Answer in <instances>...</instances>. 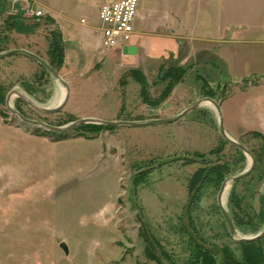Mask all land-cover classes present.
Here are the masks:
<instances>
[{
    "label": "rangeland",
    "instance_id": "rangeland-1",
    "mask_svg": "<svg viewBox=\"0 0 264 264\" xmlns=\"http://www.w3.org/2000/svg\"><path fill=\"white\" fill-rule=\"evenodd\" d=\"M168 1L140 0L135 53L123 55L100 47L97 16L106 0H18L12 14L0 0L1 53L24 50L49 64L58 45L62 58L54 66L69 86L55 114L19 98L11 109L62 127L83 119H169L214 100L227 136L255 160L225 196L235 236L217 196L251 161L222 138L214 107L202 103L168 125H83L58 136L10 113L12 92L41 108L56 107L62 92L39 65L16 55L0 60V264H264V238L239 242L264 230V26L235 28L264 0H216L217 27L215 0H206L205 15L196 13L205 41L180 30L185 23ZM26 6L44 17L25 19ZM186 6L192 15L193 5ZM168 70L174 76L164 77Z\"/></svg>",
    "mask_w": 264,
    "mask_h": 264
},
{
    "label": "water",
    "instance_id": "water-1",
    "mask_svg": "<svg viewBox=\"0 0 264 264\" xmlns=\"http://www.w3.org/2000/svg\"><path fill=\"white\" fill-rule=\"evenodd\" d=\"M129 52L133 53V49H130ZM16 55H20V56L26 57V58L34 61L43 70H45L52 78H54L56 81H58L61 84V86L65 89V92H66L63 101L54 108H41V107L33 104L28 99H25L21 96L19 97V99H21L31 109H33L34 111H36L40 114H43V115H51V114H55V113L59 112L65 106L67 99L69 97V86L67 85V83L65 81H63V79H61V77L58 75V73L49 64H47L45 61H43L37 55L30 53L28 51L16 49V50H10V51L4 52V53H0V60H3L5 58H9L12 56H16ZM12 93L19 94L18 92H12ZM11 94L9 95V97H7L6 105H7L8 109L12 115H15L16 117H18L24 124H28L34 128L41 129L43 131L51 132L54 134L66 133L68 131L79 128L83 125H99V126H104V127H127V128H145V127H150V126L168 125V124L174 123L178 120H181L182 118L187 116L189 113H191L192 111L199 108L203 102L211 103V105L214 107V109L218 115L219 132H220V135L222 136V138L228 144L232 145L233 147H235L236 149L241 151L243 154L248 156L250 158V161H251L249 168L246 169L243 173L223 182V184L219 190L218 196H217V205H218V208H219V210H220V212H221V214H222V216H223V218H224V220L228 226L229 233H230L231 237L235 236V230H234L233 224H232L227 212L225 211V209L222 205V197H223V194H224V191H225V188L227 185L229 186V188H231L234 185H236L238 182H240L241 180L248 177L252 173L254 166H255V160H254L253 156L247 151V149L245 147H243L242 145L233 141L231 138H229L227 136V134L224 130V126H223V119L221 116L220 106L214 100L209 99V98L201 100V101L197 102L196 104H194L193 106L189 107L188 109L184 110L180 114L176 115L175 117H172L169 119L150 120L147 122H127V121L107 122V121H101V120H95V119H83V120H79V121L74 122V123H70L69 125H66V126L54 127V126H50V125H46V124H42V123H38L35 121L28 120L25 117H23L21 114L17 113L13 109H11L8 106V102H9V98H10ZM142 227H143V224H142ZM143 232L145 235L144 228H143ZM262 238H264V230L252 238L240 239L239 242L253 243V242H257V241L261 240ZM60 248L64 251V253H67V248H66L65 244L61 243Z\"/></svg>",
    "mask_w": 264,
    "mask_h": 264
},
{
    "label": "built area",
    "instance_id": "built-area-1",
    "mask_svg": "<svg viewBox=\"0 0 264 264\" xmlns=\"http://www.w3.org/2000/svg\"><path fill=\"white\" fill-rule=\"evenodd\" d=\"M18 0H7L10 13L16 12L14 7ZM140 0H115L104 3L98 11L100 47L103 51H121L133 41L135 24L138 17ZM27 20H38L44 12L31 6L20 10Z\"/></svg>",
    "mask_w": 264,
    "mask_h": 264
},
{
    "label": "crops",
    "instance_id": "crops-1",
    "mask_svg": "<svg viewBox=\"0 0 264 264\" xmlns=\"http://www.w3.org/2000/svg\"><path fill=\"white\" fill-rule=\"evenodd\" d=\"M110 1L111 0H106V2H110ZM181 2H182V4H179V5H180V7L183 6L182 9L174 10L173 9V5L175 4L174 0L168 1L169 6L172 7V12L177 13V14L179 13V15L182 16V22L185 23L184 26H186V27H183V25H182L180 30H183L184 28L186 30L188 29L191 32L190 35L193 39L205 41V37H206L205 31L203 30V35H200L199 32L197 34V32H196L200 29V19L199 18L197 19L196 13L198 15H200V12H202L205 15V13L207 12L206 0H184ZM216 2L217 1L215 0V3H214L215 7L213 8V10H214L213 14L215 15V21L217 20V3ZM195 3H196V6L194 7ZM187 4L193 5L191 7H194V10H192L193 11L192 15H191V12H188L189 10L187 9V6H186ZM262 7L263 6L260 5V2L256 3V5L253 7V9L251 8V10H252L251 14L244 19L243 23H245V25H240V26H236V27L231 25L230 28L241 27L243 29H248L250 31H259L261 26H264V17H262V15H261L264 12V8H262ZM215 24L217 27V21L215 22ZM230 28H229V30H230ZM203 29H205V19L203 20ZM177 31L178 30L174 29V28L170 29V32L174 35L177 34ZM210 31L213 32L214 37L217 38V28H214L213 30L211 29ZM134 39H135V37H134ZM134 39L131 42V44H129L127 47H125L123 50L120 51L123 55H133L135 53ZM183 39H185V38L183 37ZM223 42L230 43L231 41L227 40V41H223ZM130 49H133V53L129 52ZM234 54H235V52L231 53V56H233ZM233 58H234V56H233ZM250 73H251V75H261L260 72H256V71H252Z\"/></svg>",
    "mask_w": 264,
    "mask_h": 264
},
{
    "label": "trees",
    "instance_id": "trees-1",
    "mask_svg": "<svg viewBox=\"0 0 264 264\" xmlns=\"http://www.w3.org/2000/svg\"><path fill=\"white\" fill-rule=\"evenodd\" d=\"M2 51H4V49L3 48H1L0 47V53L2 52ZM51 53H53L52 54V57H53V55L55 54V59H53L52 58V61H50L49 62V65L56 71V69H55V66L54 65H56L57 63H59L60 62V60H61V56H62V50L58 47V45H55V44H53V46H52V48H51ZM45 71V70H44ZM46 72V71H45ZM172 72V70H168V71H166L165 73H164V77H166V76H174V75H171L170 73ZM86 127H89V128H91V129H93V130H97V129H104V128H110V127H104V126H97V125H87V126H83V127H81V128H86ZM58 136H60L59 134H57ZM235 148V147H234ZM236 149V148H235ZM236 150H238V149H236ZM239 151V150H238ZM202 175V170L201 169H199L197 172H196V174L192 177V179H191V184L194 182V181H196V180H198V179H200V176ZM255 242H253V243H241V244H246V245H253Z\"/></svg>",
    "mask_w": 264,
    "mask_h": 264
},
{
    "label": "bare ground",
    "instance_id": "bare-ground-1",
    "mask_svg": "<svg viewBox=\"0 0 264 264\" xmlns=\"http://www.w3.org/2000/svg\"><path fill=\"white\" fill-rule=\"evenodd\" d=\"M19 93V92H18ZM65 89L62 87V92H61V95H60V98L58 99V102H57V105H59L62 101H63V99H64V97H65ZM23 97V98H25V99H27L23 94H21V93H19V94H17V93H12L11 94V96H10V98H9V102H8V106L11 108V106H12V100L14 99V98H19V97ZM203 104L204 105H209V106H211V107H213L212 105H211V103H209V102H203ZM229 190V186L227 185L226 186V188H225V191H224V194H223V197H222V205L224 206V203H225V196H226V193H227V191Z\"/></svg>",
    "mask_w": 264,
    "mask_h": 264
}]
</instances>
